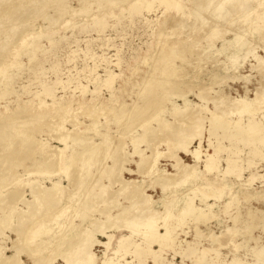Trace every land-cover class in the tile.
<instances>
[{
    "label": "rangeland",
    "instance_id": "374dc122",
    "mask_svg": "<svg viewBox=\"0 0 264 264\" xmlns=\"http://www.w3.org/2000/svg\"><path fill=\"white\" fill-rule=\"evenodd\" d=\"M11 1H14L13 4L15 3V0H11ZM88 1H90L92 4L90 7V11H91L90 17L87 15H84V14L80 15V16H79V14H77L79 17H77V15H75L71 20L69 18V16H67V14H66L65 16H63L64 18H62V20L60 21V22H62V21L63 22L59 28L56 27L53 29H49L47 24H46L47 21L44 20L45 13L46 14H52L53 13L52 9L50 10V8H44L45 11L43 10L44 11V14H43L42 11H39L41 8L37 9L40 6H38L35 9V7L37 5L33 6L34 4L32 5L33 7L30 6L31 4L28 6V8L31 7V10H33V11H31L32 14L30 13L31 16H30V14L28 15V13H27V15L24 14L25 15L24 17L22 15H21L22 17L15 15V16H13L14 18L20 17L19 20L15 18L16 23H15V19L13 21V17L10 19L15 24L13 23L11 25L10 24L11 21H9V23H8V22H4L3 19H0V72H1L2 67L6 66L4 72H6V74H7V77H6L4 75H1V73H0V122H6L5 120L9 116H11L13 113H15L17 111H20V119L21 120L24 118L25 119L30 118L31 121H29L27 124H25L26 125L25 128L24 127L22 128L21 126H20L21 128L17 127L18 128V129L16 128L17 130L14 128L15 133L17 131L19 133L25 132L24 134H26L27 136H30L31 139L35 138L37 140H41V139H47V137H49V135H47V134L50 130V127H47L45 125H49L50 123H52V120L54 119V115H55L53 112L56 111L55 113H57L58 110H56V109H58L60 105L64 106V104H66L65 102H67V105L69 103V106H70L69 109L70 110H66V114H65V112L64 113L62 112V111H64L63 109H62V111H60L61 110V107H60L59 111L62 115L60 113H57L55 115V117L58 114H59V116H57L58 119L57 118H55V119H57L58 121L53 120V122L57 121L59 123V119H60V122L61 123L63 122V126L65 127V129L73 130L72 125L68 122L69 119H70L69 121L73 120V121H78L79 124H80V122H81V124H84V125L78 126L79 127L78 131L80 130V128L84 129L85 126L88 127L87 125L90 124V122L93 123V120L96 118L95 114L98 113L96 115L98 117L95 120L97 122L98 121L99 122L96 123V125L94 127L92 124L93 130L95 131V129H96V130H98V132H101V134H103V135H104V133L106 134V132H108L110 134V136L113 137V141L111 143L113 146L110 144L112 147V150L114 149V147H115V149L117 147H118L117 149H120L121 148L120 146H122L123 150H122V148H121V150H118V152H121V151L122 152H121V154L116 155L117 149L114 150V152L113 151L111 152V150H110L111 148H110L109 152L106 151V154H104L105 155L104 158H102L104 155L102 156V154L101 155L99 154L101 156L100 157L98 155L99 160H101V159L103 160L106 157L107 158L105 159V161H102L101 164H99V162H95V163L93 162V164H95V165L93 166L91 164L92 166L89 168V170H88L89 172H87V174H86L89 176L84 175L85 174L84 171H85L86 167L81 162H79V163L76 162V165H74V166L78 169L75 168L76 170H74V171L71 170L72 172L69 173V175H72V176L76 175V174L77 175L80 174L79 176L76 175V177L77 178L79 177L78 178L79 180L84 179L83 181L85 182V184H87L89 182L93 183V178L95 179V176L97 174L96 178L102 179V182L106 186H108V185L111 186V187L108 186L111 191L109 189L107 190L104 188V195H105L104 202L100 199H99V201L95 202L98 199L94 198V206H96L98 210L97 209L94 210L93 209L94 206H91L94 211L93 210L91 211V208L86 210V211H88V214L90 213V215L93 216V219H95V218L98 219V222L99 221L102 222V221L106 220L107 217H106L105 213L107 212V209H109L108 214L110 213V215H114V214L119 212L118 208H121L122 206H126L128 204L130 205V201L128 200L127 194L125 192L130 190L131 188L129 189V187H128L127 188L128 190L125 189V191H123L124 189L121 190V188L119 187L120 185L118 183H116V184H115V182L112 183V179H114L115 177L107 178V176H105L106 174L101 175V173L98 176V173H96V171H95V174H93L94 170L97 168L96 165L98 167H101V166L106 167V165H108V164L110 165L111 161L108 157V155L110 153H111V155H113V156L115 155L116 157H118L119 155L121 156L122 154H124L123 155L124 157H125V154L127 155V157L123 158L122 166H124L125 168H131L132 170L136 171V173L133 175H128L127 173H125L123 171L122 176L125 179L135 178L138 181L143 180L142 184L145 182L143 184L144 186H147L149 183L148 181H150V183L148 185L149 187H148V189H146L148 195L151 197V199L153 201L152 204H150V208L155 209L156 211L160 212V211H163V209H164L163 208V204L165 203L164 201H168V200L173 201V199L175 197L176 198L179 197L180 199H183L186 197V195L195 196V199L198 198L200 191L193 190L194 193L192 192V190L189 191V187H190L189 184H185L183 186L170 185V186H172V187H170L171 189L168 188L165 190V192H163L162 190H160L161 188L159 186L158 187L156 186L157 184L155 182L159 180L158 177H155V176L150 177L148 175L144 176L145 173L142 174V172L141 173L137 172V168L135 167L134 162L138 161V159L140 157H142L143 155H147V156L150 155L151 152H154L152 149L155 150V153L156 152H162L165 150H166L165 152H167L168 149L165 145H162L161 140H162V138H164V136H163L164 133L161 134L159 132V128H158L159 126L157 125L158 124L157 122L152 120L151 124L149 126L152 128H148V127L145 128L144 125L141 126L139 124V122H141L142 119H146L145 117H143L141 119V121H137V120L134 121V123L136 122L135 124H137V125L133 126V124H132L133 122L131 121L132 123H130L128 121L129 118L127 117L128 115L126 112L128 111V114H129L130 111H133V107L135 105L140 104V102L142 103V100L143 101L145 100L144 96L149 100L148 102L151 104L150 110L151 111L157 110L156 105H158V103H160V101L158 100V99H160L162 102L164 100L163 106H165V108H166L164 110V112L161 113V117L164 121L171 122V121H173V117L172 116L170 117L169 114L171 115V112H172V110H171L172 104L175 103L177 105H181L183 102L177 96L172 95L173 93L174 94L178 93V91H179V93L185 94V96H186L185 99L189 100V102H190L189 105H193V104H194V106L198 105V107H200V108L202 106L208 105L207 108L212 109L213 105L210 104L211 103L210 100H208L209 102L207 104H205V100L200 101V99L195 96V93L198 92L197 90H199V88L202 87L201 85L208 86L211 84V92L209 91V95H208L210 98H212V97L216 98L217 97L216 94L219 95V93H221V92L222 93L220 95H222L223 97H226V96L229 97L230 96V98H232V97L237 98L238 96L242 97L243 95H245V93H247L246 96H248V98L254 97L253 96V93H255L254 89L256 87L258 88L260 86L261 83H259V82H261L264 78L263 77L264 76V71H263L264 66L262 64L258 63L257 61H254V58L252 59V57H253L252 54H254V53H257L259 56L264 55L262 46L258 43L260 41V39H264V17L261 18V16H264V3H263L264 0H260V2H259V0L258 1L257 0L256 1L255 0H252V1L247 0L246 4H247V6L249 5L248 6L249 8L246 9L247 7L245 6V9L248 12H246L245 9H243V10H245V12H243L242 8H238L237 11L239 10L240 12L235 11V15L233 14V16L230 17V19L229 18L227 20L225 19L226 21L222 20L223 23H222V21H217L216 18H214L215 20L214 19L212 20L209 16H206V14H203L202 11H204V8L201 6H199V7H201L202 9L199 7L197 8L195 6V4L193 3V1H195V0H191V1L185 0L184 11L183 12L182 11H177V12L175 11L176 13L172 9H169L171 11L168 10V12L166 11V13H165L164 11H162L164 9L163 5L158 6L157 2H153V1L149 0V5H147L148 3L144 2L143 4L140 5L139 13H134L133 15H131V13H130L131 10H128L126 3H124V4L120 3L119 5H112V7H110L111 4H109L110 5L109 6L108 3L105 4V3L101 2L100 0H93V1L88 0ZM234 1H235L234 2L235 4L232 3V5H234V6L236 5L235 8H237L239 3L237 4L236 2H238V1H236V0H234ZM65 2H67L73 8L78 7L77 0H74V1L73 0H66ZM0 3L4 5V2H0ZM96 3H98V4L100 3V4L97 5ZM248 3H250V4H248ZM23 4L25 5V7L28 5V3H26V2H23L22 5ZM49 4H51V3H49ZM190 4H191V6H190ZM106 5H107V7H106ZM41 6H44V5L41 4ZM100 6L102 7V9L100 11H97V9H98L97 7H100ZM261 6H262V8H261ZM104 7H105V9H104ZM149 7H150V9H148ZM94 9H95V11H94ZM195 9L196 10L199 9V10H197L198 12L202 10L201 12L203 14V18H205L210 23H212L211 25L213 27L215 25H217L216 29L214 28L215 29L214 31H216L219 28L220 30L218 29V31L220 32V34L223 33L222 35H220V37L222 36L221 38L217 39V37H215L212 41H211V39H209L211 41L210 42L208 40V38H210L208 36L209 35L208 32L213 31V29H211L212 26L211 27L208 26L210 28V31H208L209 28L204 27L205 23H204L203 28L199 29V30H201L200 32H198L199 30L198 31L194 30V27H192V30L190 28L189 29L185 28L186 30H189V31H187L189 39L186 37L189 42L186 41L187 39L185 38V33H184L185 29H183L181 27H178V28L175 27L173 29L172 28H170V29L166 28L165 22L170 24L172 21L175 20L176 17L178 19H181V21H185L187 26L189 25V23H191V24L194 23L193 20L195 17L190 18V16H192L193 14L195 16ZM259 9H260V12H259ZM261 9H262V11H261ZM33 12L35 13L34 15H33ZM201 12H199V13H201ZM249 12H250V14H249ZM96 13H97V15H96ZM110 13H112V14H110ZM241 13H243V14H241ZM259 13H263V14H259ZM91 14H92V16H91ZM182 14H184V17ZM160 15H161V17H160ZM207 15H208V13H207ZM83 16H84V18H83ZM85 16H87V17H85ZM248 16H250V17H248ZM254 16H255V19H254ZM95 17H97V18L99 17L102 20L101 21H95V19H93ZM69 19H70V21H69ZM21 20H23V21H21ZM212 21H216L215 22L216 24ZM231 21H233V22H231ZM236 21L240 22V23L237 24ZM251 21L257 22V25L259 27L253 33H252L251 29L250 30L248 29V28H251L253 26V24L255 23V22H253L252 25L249 24ZM229 22L231 23L230 25H229ZM21 23H22V25H19ZM103 23H104V26L102 25ZM235 23H236V25H235ZM246 23L249 24L250 27ZM233 25H234V27H233ZM29 26H31V28ZM154 26H155V28H154ZM240 26L241 27L244 26V27L242 29L240 28V30H239L238 27H240ZM245 27L248 29L249 33L251 32L250 34L246 33L247 30ZM179 28H181V29H179ZM171 29L173 30V32ZM203 29L207 30V31H204ZM222 29H224L226 32L223 31ZM193 30L198 32L197 35H195L196 34L195 32L192 33ZM235 30L240 31V32L242 31L241 34L245 37L248 36L247 37L248 39L243 37V39L245 38L244 41L247 40V41H245L246 43L250 41L249 39H251V42L247 43L248 45L245 43L246 45L244 48L246 50L251 48L252 50L250 49L251 52L249 51L250 53L246 56V58L244 60H243V57L241 59L239 58L240 60H238V61L241 63V66L239 65L240 67L239 66L236 67L237 62L234 64V66L229 61L226 62V59L224 58L225 53L223 50H221L222 40L225 38H231L232 37L231 32H234ZM202 31H204L205 33L203 32L204 33L203 34ZM218 31H217V33H218ZM189 32H191L192 35ZM228 32H230V33H228ZM162 35L165 37H163ZM193 35H195L198 38H200L202 35H204L201 37L204 40H202L201 38H200L201 40H199L195 36L192 37ZM24 38H26L24 44L20 45L21 40ZM160 38L163 40H161ZM165 38H167V39H165ZM191 38L193 40L197 39V41L192 42ZM178 40H179V42H177ZM180 40L181 41L183 40L182 45L180 43L181 42ZM206 40H207V42H206ZM215 40H216V42H215ZM7 41H10V42H7ZM51 41H53L54 43H51ZM164 41H165V43H164ZM252 41H254V42H252ZM175 42H177V43L174 44ZM183 42H185V43H183ZM196 42L198 44L197 46H196ZM208 42H210L209 46H210V48H212V49H210L211 52L208 51L209 46L207 49V43ZM254 43H258L257 46L258 45L259 46L257 47L256 44L254 45ZM28 44H32V45H28ZM186 44H188V45H186ZM163 46H165V47L163 48ZM247 46H248V49H247ZM249 46H251V47H249ZM177 47L179 48V50H178L179 53L176 52L178 49ZM193 49H195V50H193ZM240 49H241V47H240ZM246 50H244V52H246ZM257 50H259V51H257ZM156 51H158V52L160 51V52L158 53ZM173 51H175V53H177V55ZM166 52L168 53V55H170L171 54L170 52H172L175 54V56H171V55L168 56ZM240 52L241 51H239L238 54H240ZM13 53L15 54L14 56L12 55ZM165 53H166V55H165ZM217 53L220 55H218ZM153 55H154V57H153ZM163 55H165V60L162 57ZM207 55H210V56H207ZM166 56H167V60H166ZM196 56H197V58H196ZM142 57H144V58H142ZM248 57H249V60H248ZM147 59H148V61H147ZM117 60H119V66H115V63L117 62ZM160 60H162V62ZM241 60H243V61H241ZM168 61H169V64H168ZM256 62L258 64H256ZM158 63H159V66H158ZM225 63H226V65H225ZM250 65H251V67H250ZM262 66H263V68H262ZM256 67H258V69ZM259 67H260V69H259ZM227 68H229V70H227ZM235 68H236V70H234ZM250 68L253 70H250ZM161 69L167 70L168 73L165 71L161 75V73L163 71ZM154 70H156V71H154ZM174 70H177V72L174 73L173 72ZM225 70H226V72H225ZM259 70L263 71L261 73V75L263 74V76L260 75ZM133 71H134V73H133ZM178 71H179V74H177ZM109 72L117 75L115 77L114 81L112 80L113 95L110 94L111 91L108 88H106L104 85V80L107 78V75ZM171 72H172V74H171ZM236 72H238V73L236 74ZM133 74H134V76H133ZM165 74L167 75V77ZM169 74L173 75V76L170 77ZM232 74H233V76H231ZM247 74L250 76V78L248 77ZM216 75H219V78L216 79ZM220 75H221V77L223 76L221 79H220ZM228 75L230 76V78L228 77V79L226 81V78ZM244 75H246V76H244ZM162 76H163V78H161ZM238 76L244 77L245 79L241 78V77L237 78ZM159 77L161 79L165 78L166 79V80L164 79L165 81L171 82V84L169 86L171 87L172 90H176L177 92L169 91L170 87L168 85H166V86L168 87L169 90L167 89L166 86H164L165 90H164L163 86H161V88H160V84L156 83V81L158 82V80H160V79H158ZM178 77L180 80L178 79ZM210 77H212V78H210ZM231 77L235 81L231 82V80H232ZM251 77H253V78H251ZM260 77H261V79H260ZM153 79H155V80H153ZM220 80L223 82L221 83ZM243 80H247V81H243ZM56 81H58L59 83L61 82L63 85L61 86L60 84H57ZM151 82H152L153 86H152ZM172 82H173V84H172ZM154 83L157 84L156 85L157 87L155 86ZM150 85L152 86V88H154V92L148 98V96L145 95L146 94L145 92H147V89L150 90V88H151ZM45 86H48V87L53 89V94L56 96V98L58 100L57 103H55V104L51 103V99L48 97L35 96V95L41 93L43 87H45ZM76 86H80V87L83 86L87 92L82 95L80 93V90L78 88H75ZM246 86H247V88H246ZM160 91L161 92L163 91V92L161 93ZM236 91H237V93H236ZM161 94H162V96H161ZM163 94H166V95H164V97H163ZM225 94H226V96H225ZM139 97L142 99H140ZM151 97H153V99ZM154 97H155V99H154ZM162 97L164 98L163 100H162ZM39 99H40V101H39ZM42 101H44V102H42ZM80 102H82L84 105H78V103L80 104ZM123 103H125V104L123 105ZM92 104H94V105H92ZM119 104L120 105L122 104L124 106L123 107L121 105L122 110H120V109L118 110V107H120ZM126 104L128 105L127 107H126ZM132 104H133V106L131 107ZM203 104H205V105H203ZM115 105L116 106L118 105V106L116 107ZM47 106H48V108H47ZM80 106H82V107L86 106L87 110L84 108L82 109ZM112 106H113V108L114 107H116V108L113 109ZM92 107H93V110L91 111ZM108 107H109V109L107 110ZM23 108H24V111H23ZM46 109H47V112H45ZM49 109H50V112H48ZM53 109H54V111H53ZM88 109H90V110L88 111ZM72 110L75 112H73ZM76 110H77V112H76ZM109 110L110 111L112 110V111L110 112ZM22 111L24 113H22ZM38 112L40 113L39 115H41L42 112L47 113V114L44 113L45 115H47V117H45V115L42 113L43 115H41V117H38L37 119H35ZM204 113H205V111H204ZM60 115H61V117H60ZM92 115H93V117H92ZM257 115L258 114H255L254 116H257ZM42 116H44L43 117V119L45 118L44 120H42ZM49 116L52 117V120H51V117L48 118ZM64 116L66 118L68 117L67 121H66V119H63ZM116 116H118V119L120 117L119 122H121V119L123 118L122 119L123 126H124V122L126 124L123 127V129L125 127H127L124 129L126 131H124L122 129V125H121L122 123H120V124L118 123L116 126V121H115ZM31 117H33L34 119L33 118L31 119ZM125 117L128 118L126 120L127 122L125 121ZM146 117H148V116H146ZM40 118H41L42 122L37 121ZM149 118H147V119H149ZM171 118H172V120H171ZM3 119H4V121H3ZM62 119L64 121H62ZM46 120L47 121L50 120L49 123ZM144 121L145 120H143V122ZM33 122H35V123H33ZM43 122H46L48 124L44 123V126H42ZM143 122H141V124H143ZM128 123H130L129 126L131 127L129 129L127 126ZM49 126H51V124ZM92 127L90 126V128H88V130L86 131L89 133H86V132L85 133L87 136L91 137L92 141L98 142L101 140L100 139L101 137L94 134L96 132H94L91 129ZM22 129H24L25 131ZM90 129L92 130V132ZM127 129L128 130L132 129V130L130 132ZM114 130H118V131H114ZM119 130H121V131H119ZM145 130L147 131V134H149L151 136H149L150 138L147 137V141H142L139 144L138 141L140 140V137L142 139L147 135V134H144V133H146ZM148 130L151 131L152 134H151V132L149 133ZM110 132L111 133L113 132V133L111 134ZM123 132H124V134H123ZM156 133H157V135H156ZM142 135H143V137H142ZM160 137H162V138L160 139ZM145 138H144V140H145ZM148 138H149L150 142H149ZM158 138H159V140H158ZM119 139H120V141H119ZM122 139H123V141H122ZM214 141L215 140L212 139V143ZM128 142H130V143H128ZM132 142H133V144H132ZM143 142L145 143L144 145H143ZM160 142H161V144H158ZM222 142H223V144H226L229 147L234 146V147H232V149L234 151H232L231 153H233L234 159L235 160L237 159V163L239 166L238 169L243 167V170H242L241 175L239 177L236 176L235 174H228V175L225 174V176L220 175L221 174L220 171L223 170V168L225 167V164H226L224 159L227 157V152H221L218 155V158H220L219 167H218L220 169V171L217 170V171H214L212 173H207V174L204 172L203 163L201 161L203 160V158L205 157L206 154H210L213 152V149L211 147L207 146L208 142L206 141V134L205 133L203 134V137H202V143H201V148H200L202 159L199 161V163L195 164L196 162L194 161V159L192 158V156L190 154H183L181 152H178V155H179L180 162L183 165H190V166L194 165L195 166L194 169H196L198 171L196 173L199 176L198 178L194 179V182L196 184H200V183H208L209 185L212 183H222V184L228 183L229 184L228 189L226 188L223 190V192L220 195V198L217 201V203L213 207H211V210L216 214V218H213L211 221H208V223H207L211 232H213L217 235H220V237L218 239L220 241L219 243H222L224 246L219 248V250H221V252L225 254V251L230 250V249L234 250V253H235L236 248H234V244L237 242H240L242 239L241 238L242 236L239 237V235L237 236V234H231V235H229V237H228V235L222 236L225 233L221 232L222 234H220V231L222 229H224V225L228 226L227 221L228 220L230 221V219H229L230 216L234 215L236 213L237 207H239V208L241 207V211L243 214L245 213V210L247 207L253 208L252 209L253 212H254L255 208L261 209L260 211H264V192H263L264 191V159L262 161H259V158L257 159V158L252 157V155L249 152L251 150V146H249V145H244L243 143L238 142V141L223 140ZM147 143H148V145H146ZM21 145H22V139L20 137L16 136L14 138L13 142L10 144L9 149L12 151L13 149L19 148ZM50 145L51 146H59V147L63 148V146L60 145L55 140L51 141ZM69 145L70 146H69V149L66 151V154H71L72 151L76 150L78 147H81V143H75L74 144L72 142L71 143L69 142ZM148 146H150V147H148ZM196 146H198V141H194L190 145V149H194ZM135 147L143 150L142 154L141 155L138 154L139 156L135 154L137 157L135 155L130 156L129 153H132L133 149ZM106 150H107V146H106ZM107 153H109V154H107ZM8 155H4V156L7 157ZM10 156H11V154H10ZM30 156H32L31 159H28ZM123 156H121V157H123ZM165 156L166 157H162V158L160 157L159 158L157 165L159 166V168L164 170L165 175H172L173 174V179H174L177 176L178 169L173 168V164H175V163L171 158H169L168 154ZM22 157H23V160H22L23 161V167L24 166L29 167L31 165L33 167L35 165L36 161L40 160V158L38 157L37 151L35 150V152H34V149H33V151L28 149ZM20 159H21V157L15 159L14 163L11 165V169H10L11 171L6 173V174H8L7 176H9V174H11L12 172L13 173L17 172L16 176H18V178H15L16 180H14V181H13V179H11V177L9 179L6 178L4 184L7 183V186H6V189L3 188L4 190L3 189L2 190L4 191V193H6L7 191L12 190L15 187L20 188V189L22 188V190L24 191V193H23L24 198H25L24 200L30 201V200H32V196L29 193L30 187L28 186L29 183L27 181L29 179H30V181H33L35 178L38 181H42L43 185L49 186L50 179H48L47 177H36L34 175H30V176L25 175L26 173H24L23 167L21 168V167H14L13 166V165H16L17 161H19ZM107 159H109V160H107ZM126 160H130L131 162L126 161ZM132 160L134 162H132ZM249 160H252V162H256V164L249 165L248 164ZM33 162H35V163H33ZM99 165H101V166H99ZM82 166H84V168ZM49 169L53 172L52 175H55L54 178L52 177V179L56 180V179L60 178L62 186L65 187V191L67 190L66 192H68V194H69V192L75 193L77 191V193H79L80 191H82V192H80V194H78V195L76 194V195L79 198H82L80 195H83V197H84V195H86L85 189L83 190V188H79L80 190L78 188L76 190H74L71 186L70 187L72 189L69 187L68 182L65 178V173H63L62 168L59 167L58 171H54L56 168L50 166ZM59 169H60V171H59ZM79 170H81V172H79ZM75 171H78V173L77 172L75 173ZM251 173H253L255 175L257 174V177L250 184H248L246 182V180L249 178V175ZM80 176H82V177L80 178ZM84 176H86V179L84 178ZM91 179H92V182H91ZM175 179H176V181L178 180V178H175ZM175 179L173 180L174 182H175ZM218 179H220V180H218ZM168 180H169V178H168ZM168 180H167V183L170 182V184H171L172 179L169 180V182H168ZM107 181H108V183H106ZM109 181L111 182L110 184H109ZM23 183H24L25 187H24ZM18 185H20V187ZM151 186H152V188H151ZM88 187L89 186L87 185L86 189H88ZM98 187H100V185L99 186L95 185L92 188L91 187L90 188L94 189V190H92V192L94 191V193L97 192L96 194H98L101 190V189H98ZM119 189H120V191H119ZM121 191H123V192H121ZM206 191H209V190L208 189H202V192L207 193ZM232 191H234V192H232ZM124 193L126 195H124ZM65 195L68 196L67 193ZM65 195H63V194L60 195V196H63V197H61V200H64V198L66 197ZM246 195L247 196L250 195L251 198L249 197L250 198L249 201L247 199L244 200L245 197H247ZM123 196H125V198ZM58 197H59V195H58ZM112 197L114 200H112ZM163 198H164V200H163ZM74 200H75V198H74ZM101 201L103 202L104 205L102 204ZM112 201H113V203H112ZM156 201H158V202H156ZM209 201H210L209 203L212 204L213 199H211ZM62 202L56 207L58 208L60 205L67 203L68 198H65V202H63V203ZM69 202H74V201L69 200ZM69 202L67 204L71 205L72 203L70 204ZM75 202H78V201H75ZM105 203H106V205H105ZM109 204H110V206H109ZM226 204L228 207H226ZM92 205H93V203H92ZM111 205L113 206L112 208H111ZM72 207L76 208L74 205ZM102 207H103V209H102L103 211L101 210ZM15 209L16 210L19 209L20 212L21 211L23 212L25 210V214H27L26 209H28V206L24 205V203H19V205L17 204ZM38 209H39V206H38ZM96 211H99V213L98 212L96 213ZM100 211L103 212L105 215H103L101 217L99 215L101 213ZM14 213H16L15 210H14ZM256 213H257V211H256ZM45 214H47V213H45ZM5 219H8V220L10 219L9 221L6 220L7 222H9L8 226L9 225L15 226L16 225L15 223H17V225H18V221H17L16 217H14L13 214L7 215ZM243 219H246L245 216H243ZM62 221H64V220L60 219L58 222L60 223ZM80 221L81 220L78 219L76 216H75V218H73V221H72V224H74V223L80 224L81 229L80 228L77 229L79 232H80V230L87 228L84 226L85 224L87 225V223H85V222L80 223ZM218 221L219 222L224 221V223L219 224ZM29 222H31V221H29ZM170 222L173 223V221H170ZM33 223H34V220L30 224H27L28 229L29 228H30V230L33 229V227H34V226L32 227ZM88 223H89V221H88ZM242 224L243 225H241L239 227V229H240V233L244 234V231H246L245 230L246 227L244 228L242 226H245L246 224L244 222ZM58 226H60V225H57V227ZM195 226H196L195 224L193 226L191 223L188 222L184 226H182L181 229L180 228L176 229V232H178L177 234H182V232H181L182 230L188 231L189 234L187 236V240H192L193 237H195V231H194ZM205 226H206L205 224H203V225L200 224L198 226L199 231H201V232L203 231L202 234L203 233L204 234L201 235V237L198 236V239H197V237H196V239L194 238L196 241L198 240V243H199V245H197L198 248L200 246H201V248H202V246L209 247L210 242H212V241H210L211 239H209V237H208L210 235H209L208 230L206 229ZM229 226H231V225H229ZM69 227H71V226H69ZM82 227H85V228H82ZM259 227L253 232L254 235L259 234L260 236H264V233L261 229V226H259ZM73 228H74V226H73ZM123 228H126V227H123ZM123 228L119 229V230H113L112 229L113 231L110 230V231H112L111 233L113 234V238L111 240V244H110L109 248L119 249L120 247H123V248L126 247V249L128 250V252L126 251L125 254L121 252L117 256L115 255L114 259L119 263H124V261H125V262H130V264H153V261L148 256H145L143 259L142 258L135 259L133 257L134 254H131L134 251V248L132 246L129 247L128 243H126V242L121 241V243H119L120 237L122 235H129V233H130V230L123 229ZM69 230L71 231V233L73 235H75V233H74L75 230H72V228H69ZM79 232L77 233V235L79 234ZM161 232H163L162 229H161ZM2 234H3V236H0V245L5 247V248H9V249L12 246V242L10 239L15 240V239H17V237H20V239H23V242L17 241V244L22 245L24 243V240H26V238H27V233L22 232L20 235L17 236L15 233H12L11 230L7 229V228L3 230ZM80 234H83V232L82 233L80 232ZM80 234H79V236H81ZM6 235H7V237H6ZM63 237L64 236H62V238ZM182 237H184V236H179V238H182ZM66 238L64 237V239H66ZM77 238H78V236H77ZM94 238L98 239L101 242H107V239H105L101 235H96ZM132 238L135 241H139V242L141 240L140 236L134 235V236H132ZM43 239L46 241L45 238H43ZM64 239H62V240H64ZM230 239H232V240H230ZM49 241H51V240H49ZM49 241L47 240V242H49ZM46 243L43 244L45 247L48 246V245H46ZM59 243H62V241ZM200 243H201V245H200ZM39 244L40 243L36 242V243H33L32 245H30L28 247L27 242H25L22 246H26L29 249L33 248V246H34V248L31 249V252L28 250L29 251L28 253L32 254L31 256L34 255L35 258H36V256H37V258H39L40 255H38V254L36 255L35 253H32L33 251H36V247ZM53 244H55V243H53ZM64 244H65V242H64ZM97 244L98 243H95L91 249H92V252L94 253V257H97L95 264H102V262L104 261V256H103L104 255V248H103L104 246H101V244H98V245ZM56 245H60V244L56 243L54 246H56ZM60 246H59V249L57 248L58 246H56L55 247L56 250L53 249V252L51 250H49V248L45 249L42 252V254L45 255L46 257L47 256L49 257V255L51 257L56 256L53 260V262L55 264H65L63 262V259L60 257L61 256L60 254L64 253V251H66V249H68L66 247V246H68V244L65 245L66 249H65V247H63L64 246L63 243ZM72 246L73 245H71L70 247H72ZM144 246L145 245L143 244V248H144ZM27 248H25L26 251H27ZM154 248L157 249L156 246H154ZM63 249H64V251H62ZM111 249H109V250H111ZM237 252L239 254H244V253H247V250H246V248H241ZM106 253H107V255L108 254L110 255L111 251H108ZM10 254H11V250L7 249L5 251V255L8 257ZM26 255H27V253L26 254L24 253L20 256V259L22 260L21 261L22 264H32V260H35V259H32L34 256L31 258V257H29L30 256L29 254H28V256H26ZM43 255L40 257H43ZM170 257L171 256H168L166 258L169 259ZM30 258H31V260H30L31 262L28 260ZM61 259H62V261H61ZM175 260L178 264L181 261V259H179L178 257H176ZM185 264H191V262L188 260V258H186Z\"/></svg>",
    "mask_w": 264,
    "mask_h": 264
},
{
    "label": "bare ground",
    "instance_id": "6f19581e",
    "mask_svg": "<svg viewBox=\"0 0 264 264\" xmlns=\"http://www.w3.org/2000/svg\"><path fill=\"white\" fill-rule=\"evenodd\" d=\"M65 1L66 0H38V1L37 0H15V3L16 2L17 3L13 4L14 1H11V0H0V2H4V5L0 3V19H3L4 22L9 23V21H11L10 19L15 15H18V16L22 15L23 17L25 16L24 14L27 15V13L29 15L31 13V11H33V10H31V7H33L35 5H37L35 7V9L38 6H40L37 9L41 8L39 11H42L43 14L45 11L44 8H50V10L51 9L53 10L52 14H46L45 13V15H44V20L47 21L46 24H47L49 29H53L56 27L59 28L63 22V21L62 22H60V21L62 20V18H64L63 16H65L66 14H67V16H69V18L71 20L77 14H79V16L84 14V15H87L90 17V12H91L90 7L92 5L90 1H88V0H77V5H78L77 8H73L72 6H70ZM100 1L105 3V4L108 3V5L111 4V6L109 5L110 7H112V5H119L120 3H123V4L126 3L128 10H131L130 11L131 15H133L134 13H139L140 5L143 4L144 2L148 3L147 5H149V0H100ZM150 1L157 2L158 6L163 5L164 9L162 11H164L165 13H166V11L168 12L169 9H172L174 12L175 11L176 12L177 11L183 12L185 9V4H184L185 0H150ZM236 1H238V2H236L237 4L239 3L237 8H235L236 5L235 6L232 5V3L235 2L234 0L233 1L232 0H195V1H193V3L195 4V6L197 8L199 6L203 7L204 11L201 10L203 12V14H206V16H209L212 20L214 18H216L217 21H222L225 19L227 20L228 18L230 19V17H232L233 14L235 15V11H237L238 8H242V10L245 9V6L247 7L246 9L249 8L248 7L249 5L247 6V4H246L247 0H236ZM250 1H252V0H250ZM23 2L28 3V5L25 7L24 4L22 5ZM259 2H260V0H259ZM49 3H51V4H49ZM41 4L44 6H41ZM96 4L99 5L100 3L99 4L96 3ZM248 4H250V3H248ZM29 5L31 6L30 8H28ZM190 6H191V4H190ZM106 7H107V5H106ZM201 7H199V8H201ZM97 8H98L97 11H100L102 9L101 6L97 7ZM261 8H262V6H261ZM95 9H94V11H95ZM104 9H105V7H104ZM148 9H150V7ZM197 10H199V9H197ZM197 10L195 9V16H194V14L192 16H190V18L195 17L194 20L192 19L194 21V23L191 24L187 21L189 23V25L187 26L185 21H181V19H178L176 17L177 19L175 18L174 21H172V22L170 21L171 22V23L169 22L170 24L165 22L166 28H168V29L172 28L173 29L175 27H177V28L181 27L183 29H185V28L189 29L190 28L192 30V27H194V30L198 31L199 29L203 28L204 23H205L204 27H206V28H209L208 26L211 27L212 23H210L208 20L203 18L202 12L199 11V12H201V13H199ZM245 10H243V12H245ZM169 11H171V10H169ZM261 11H262V9H261ZM246 12H248V11L246 10ZM259 12H260V9H259ZM207 13H208V15H207ZM31 14H30V16H31ZM34 14L35 13L33 12V15ZM110 14H112V13H110ZM241 14H243V13H241ZM249 14H250V12H249ZM259 14H263V13H259ZM96 15H97V13H96ZM182 15L184 17V14H182ZM79 16L77 15V17H79ZM87 16H85V17H87ZM91 16H92V14H91ZM160 17H161V15H160ZM248 17H250V16H248ZM263 17L264 16H261V18H263ZM15 18L13 17V21ZM19 18L20 17H17L16 19L19 20ZM83 18H84V16H83ZM16 19H15V23H16ZM70 19H69V21H70ZM93 19H95V21H101L102 20L99 17L98 18L95 17ZM254 19H255V16H254ZM21 21H23V20H21ZM212 22L215 23L216 21H212ZM231 22H233V21H231ZM251 22L249 24L252 25L253 22H255V21H253L252 23ZM13 23L14 22H12V21L10 22L11 25ZM222 23H223V21H222ZM238 23H240V22H237V24ZM230 24L231 23L229 22V25ZM249 24H247V25L249 26ZM19 25H22V23ZM102 25L104 26V23ZM235 25H236V23H235ZM216 26L217 25H215L214 27L212 26L211 29H213V31H210V28H209V30H208V31H210V32H208L209 35L206 33L210 37V38H208V40L211 39V41H212L215 37H217V39L222 37V36L220 37V35H222L223 33L220 34V32L218 31L219 28L216 31H214L216 29ZM29 27L31 28V26H29ZM233 27H234V25H233ZM243 27L240 26V27H238V29L240 30V28L242 29ZM154 28H155V26H154ZM181 28H179V29H181ZM258 28L259 27L257 25V22H255L253 24V26L251 28H248V29L249 30L251 29V31L253 33ZM248 29L246 28V30H247L246 33H249ZM185 30H184L185 38L187 37L189 39L188 32H187L189 30H186V31ZM194 30L192 33L195 32L196 33L195 35H197V33L201 31V30H199L198 32H196ZM222 30L225 31L224 29H222ZM204 31H207V30H204ZM204 31H202V33ZM217 31H218V33H217ZM172 32H173V30H172ZM241 32L236 31V30L234 32H231L232 37L223 39L222 40V46H221V50H223L225 53L224 58L226 59V62L229 61L230 63H232L233 66L237 62L236 67L239 65L241 66V63L238 60H240L242 57L244 60L246 58V56L251 52L250 51L251 48L248 49V46H247L248 50H246L244 48L247 43L251 42V39H249L250 41L248 40L249 42L246 43L245 41H247V40L244 41V39L245 38L248 39L247 38L248 36L247 35H246L247 37L243 36L241 34ZM189 33H191V32H189ZM192 33H191V35H192ZM228 33H230V32H228ZM195 35H193L192 37H194ZM202 36H204V35H202ZM163 37H165V36H163ZM243 37H245V38L243 39ZM196 38H198V37H196ZM200 38H198V39L204 40L203 38H201V39ZM165 39H167V38H165ZM188 39L186 41H188ZM25 40H26V38L22 39L20 42V45H23ZM161 40H163V39H161ZM216 40H215V42H216ZM182 41L180 42L181 45H182ZM193 41H197V39L196 40L192 39V42ZM7 42H10V41H7ZM177 42H179V40ZM177 42H175L174 44H176ZM206 42H207V40H206ZM210 42L207 43V49H208V46L210 45ZM252 42H254V41H252ZM51 43H54V42L51 41ZM164 43H165V41H164ZM183 43H185V42H183ZM258 43L262 46L263 53H264V39H260V41ZM258 43H254V45L256 44V46H257ZM28 45H32V44H28ZM186 45H188V44H186ZM197 45L198 44L196 42V46ZM165 46H163V48ZM240 47H241V49H240ZM249 47H251V46H249ZM210 49H212V48H210V46H209L208 51H210ZM178 50H179V48L177 49L176 52H178ZM193 50H195V49H193ZM244 50H246V52H244ZM239 51H241L242 53L240 52V54H238ZM257 51H259V50H257ZM156 52H158V51H156ZM173 52L175 53V51H173ZM14 53L12 54L13 56L15 55ZM166 53H165V55H166ZM170 53H171L170 54L171 56H175V54L177 55V53H175V54L172 52H170ZM165 55L162 56L164 60H165ZM167 55H168V53H167ZM170 55H168V56H170ZM218 55H220V54H218ZM207 56H210V55H207ZM252 56H253L252 59L254 58V61H257L258 63H260L264 66V55L259 56L257 53H254V54H252ZM153 57H154V55H153ZM249 57H248V60H249ZM142 58H144V57H142ZM196 58H197V56H196ZM166 60H167V56H166ZM243 60H241V61H243ZM147 61H148V59H147ZM160 61L162 62V60H160ZM169 61H168V64H169ZM257 62H256V64H258ZM225 65H226V63H225ZM115 66H119V60H117V62L115 63ZM158 66H159V63H158ZM263 66H262V68H263ZM5 67L6 66L2 67L0 73H1V75H4L7 77L6 72H4ZM250 67H251V65H250ZM256 68L258 69V67H256ZM259 69H260V67H259ZM161 70H163V69H161ZM177 70H174L173 72L175 73V72H177ZM227 70H229V68H227ZM234 70H236V68ZM250 70H253V69L250 68ZM154 71H156V70H154ZM165 71L168 73L167 70H163L161 75ZM263 71L259 70L260 75ZM225 72H226V70H225ZM133 73H134V71H133ZM237 73L238 72H236V74ZM171 74H172V72H171ZM177 74H179V71ZM167 75H166V77H167ZM116 76L117 75L109 72L107 75V78L104 80V85L106 88H108L111 91L110 92L111 95H113L112 80L114 81ZM133 76H134V74H133ZM163 76L161 78H163ZM172 76L173 75H170V77H172ZM231 76H233V74ZM244 76H246V75H244ZM261 76H263V74ZM222 77L220 75V79ZM228 77L230 78V76L228 75L226 78V81H227ZM240 77L238 76L237 78H240ZM248 77L250 78L249 75H248ZM161 78L159 77L158 79H160V80H158V82L156 81V83L160 84V88H161V86H163V88L165 90L164 86H166V85L169 86L171 84V82L165 81L166 80L165 78H164L165 80L161 79ZM210 78H212V77H210ZM217 78H219V75H216V79ZM241 78H244V77H241ZM251 78H253V77H251ZM178 79H179V77H178ZM231 79H232V77H231ZM260 79H261V77H260ZM153 80H155V79H153ZM263 80H264V78H263ZM263 80L261 82H259V83H261L260 86L258 88L256 87L254 89L255 93H253L254 97H252V98H248V96H246L247 93H245V95H243L242 97L238 96L237 98H234V97L230 98V96L227 97L226 94H225L226 97H223L222 95H220L222 92L219 93V95L216 94L217 95V97L215 96L216 98H214L212 96H211L212 98H210L208 95H209V91L211 92V84L208 86L201 85L202 87L199 88V90H197L198 92L196 91L197 93H195V96L197 98H199L200 101L205 100V104H207L209 102L208 100H210V102H211L210 104L213 105L212 109L207 108L208 105L206 106L205 104H203L205 106H202L201 108L198 107V105L197 106H194V104L189 105L190 102H189V100L185 99L186 96L184 93H179V91L176 94L173 93L172 95L177 96L183 102L181 105H177L175 103L172 104V109H171L172 112H171V115L169 114L170 117L171 116L173 117V121H171V122L164 121L161 117V113H163L164 110L166 109L165 106H163V103H164L163 97L166 94H163V97H162L163 102L160 99H158L160 101V103H158V105H156L157 110H154V111L150 110L151 104L148 102L149 100L145 96H144L145 100L144 101L142 100V103L140 102V104L135 105L133 107V111L129 112V114L132 112L130 115L128 114V111L126 110L127 111L126 113L128 115V116L127 115L126 116L129 118L128 121L130 123L133 122L132 123L133 126L137 125V124H135L136 122L134 123V121H136V120L141 121V119L143 117H145L146 119L150 117L147 120L142 119L141 122H143V120H145L143 122V124H141V122H139V124L141 126L144 125L145 128L146 127L152 128V127H149L152 120L157 122L158 123L157 125L159 126L158 127L159 132L161 134L164 133L163 134L164 138L160 137V139L162 138V140H161L162 145H165L168 149L167 152H165L166 151L165 150V151L156 152V153H155V150L152 149L154 152H151L150 155H148V156L143 155L136 162H134L132 160V162H134V164H135V167L137 168V172H140V173L142 172V174L145 173L144 176L148 175L150 177H152V176L158 177L159 180L157 179L158 181H156L155 183L157 184L156 186L157 187L159 186L161 188L160 190H162L163 192H165V190L168 188L171 189L170 187H172V186H170V185L183 186L185 184H189L190 185L189 191L192 190V192H193V190H198V191H200V194L198 195V198H196V199H195V196L186 195V197L183 199H180L179 197H177V198L175 197L173 199V201H170V200L164 201L165 203L163 204V208H164L163 211H160V212L156 211L155 209L150 208V204H152L153 201L146 191V189H148V187H149L148 185H149L150 181H148L149 183L147 186H144L143 184L145 182L142 184L143 180L138 181L135 178L125 179L122 176L123 171L125 173H127L128 175H133L136 173V171L132 170L131 168H125L124 166H122L123 158L127 157V155L125 154V157H124L123 156L124 154H122L121 156H123V157H121L120 155H119L120 157L119 156L116 157L115 155L114 156L111 155V153L110 154L107 153V154H109L108 157L111 161V163L109 162L110 165L108 164V165H106V167L101 166V165H99L101 167H98L96 165L97 168L94 170L93 174H95V171H96V173H98V176L101 173V175L106 174L105 176H107V178L115 177L114 179H112V183L113 182H115V184L118 183L120 185V186L119 185L118 186L121 188V190L124 189L123 191H125V189H127L128 187H129V189L131 188L130 189L131 191L127 189L128 191L125 192L127 194L128 200L130 201V205L128 204L126 206H122L121 208H118L119 212L114 214V215H110V213L108 214L109 209H107V212L105 213L107 218L105 217L106 220L102 221V222L101 221L98 222V219H96V218L93 219V216H91L90 213L88 214V211H86V210H88L90 208H91V211L93 209L96 210L97 207L94 206V198L98 199L95 202L99 201V199L104 202V197H105L104 188L108 190L109 187H111V186L110 185H108L109 187L106 186L102 182V179L96 178L97 174L95 176V179L93 178V183L89 182L87 184H85V182L83 181L84 179L79 180L78 179L79 177L78 178L76 177L77 174L73 175V176L69 175V173L72 172L71 170L74 171V170L78 169L74 166V165H76V162H78V163L81 162L83 165H85V167L87 169L85 168V171H84L85 174L84 175H86L87 172H89L88 171L89 168L92 165L93 166L95 165V164H93V162L94 163L99 162V164H101L102 161H105V159L107 158L106 157L103 160L102 159L99 160V158H98L99 154L100 155L102 154V156H103L104 154H106V151L109 152L110 148H111L110 149L111 152L112 151L114 152V150H116L118 148L117 147L115 149V147H114V149L112 150V147H111L112 144L111 143L113 141V137H111L108 132H106V134L104 133V135H103V134H101V132H98V130H96V129H95V131L93 130V127L96 125V123L99 122V121L97 122L95 120L98 117V116H96L98 113L95 114L96 118L93 120V123L89 121L90 124L87 125L88 127L85 126L84 129L80 128L81 131L80 130L78 131V129H79L78 126L84 125V124H81V122L79 124L78 121H73V120L69 121L70 119L68 120V122L72 125L73 130L65 129V127L63 126V122L61 123L60 119H59V123L57 122L58 121L57 116H59V114L55 117V115L57 113H60V111H62V109L64 110L62 112L63 113L65 112V114H66V110H70L69 109L70 108L69 103L67 105V102H65L66 104H64V106L63 105L59 106V108L61 107L60 111H59V108L56 109L59 112L58 111H57V113H55L56 111L53 112L55 114L53 120H57V121L53 122V120H52L53 116L52 115H51L52 117L51 116L48 117V118L51 117V120H52V123H50L51 126H49L50 124L45 125L47 127H50L48 134L46 133L47 135H49V137H47V139H41V140H37L35 138L31 139L30 136H27L26 134H24L25 132L19 133L17 131L15 133V129L17 127L21 126L22 128L23 127L25 128V126H26L25 124H27L29 121H31L30 118H26V119L24 118L21 120L20 119V111L13 113L11 116L8 115L9 117L8 116H7L8 118L6 117L7 118L5 120L6 122H0V154H1L0 155V236H3L2 232L6 228L10 229L11 232L15 233L17 236L20 235L22 232L27 233V238H26V240H24V243L27 242L28 247L30 245H32L33 243H36V242L40 243L39 245H37V247L35 246L36 251L32 252V253H35L36 255L38 254L40 256L43 255L42 252L45 249L49 248V250H51L53 252V249L56 250V248H55L56 246H58L57 248L59 249V246L62 245V243L64 245L63 247H65V245L68 244V246H66L68 249H66V247H65L66 251H64V249H63L62 251H64V253L60 254L61 255L60 257L63 259V262L65 264H95L97 257H94V253L92 252L91 248L94 246L95 243H98V244H101V246H104L103 247L104 248V255H103L104 261L102 262V264H130V262H125L124 260H123L124 263H119L114 259L115 255L117 256L121 252L124 254L126 253V251L128 252L126 247H124V248L120 247L121 249L120 248L119 249L109 248V246L111 244V240L113 238V234L111 232L113 230H119V229H122L123 227H126L123 229L130 230V233H129V235H122L120 237L119 243H121V241H123V242L128 243L129 247L132 246L134 248V251L131 254H134L133 257L135 259H137V258L143 259L145 256H148L153 261V264H178L175 260L176 257L181 259L179 264H185L186 258H188V260L191 262V264H264V236H260L259 234H258L259 236L254 235V233H253L259 226H261V229L264 233V211H260L261 209L255 208V210L253 212L252 211L253 208L247 207L245 210V213L243 214L241 211V207L240 208L237 207L236 213L234 215L230 216V218H229L230 221L229 220L227 221L228 226L224 225V229H222L220 231V234L225 233L222 236L228 235V237L231 234H237V236L239 235V237L242 236L241 237L242 239L240 242H237L234 244V248H236L235 253H234V250H231V249L225 251V254L222 253L221 250H219V248H221L224 245L222 243H219L220 241L218 239H219L220 235H217V234L211 232L207 223H208V221H211L213 218H216V214L211 210V207H213L217 203V201L219 200L220 195L222 194L223 190L226 188L228 189L229 184L228 183H223V184L222 183H212L214 180L211 182L212 184H210V185L208 183L196 184L194 182V179L198 178L199 176L196 173L198 171L196 169H194L195 166L194 165L193 166L183 165L180 162L179 155H178V152H181L183 154H190L192 156V158L194 159V161L196 162L195 164L199 163V161L202 159L200 148H201V143H202V137H203V134L205 133L206 134V141L208 142L207 146H209L213 149V152L210 154L205 155L203 153L205 155V157L203 158V160L201 162L203 163V170L206 174L212 173V172L217 171V170L220 171V169L218 168L219 167V161H220V158H218V155L221 152H227V157L224 159L226 164H225L224 168L222 167L223 170L220 171L221 172L220 175L225 176V174H227V175L228 174H235L238 177L241 175L243 167L238 169L239 166L237 163V159L235 160L233 157V153H231L232 151H234L232 149V147H234V146L229 147L226 144H223V142H222L223 140L238 141V142L243 143L244 145L251 146V150L249 152L252 155V157L257 158V159L259 158V161H262L264 159V81ZM232 81H235V80L232 79L231 82ZM243 81H247V80H243ZM222 82L223 81H221V83ZM56 83L60 84L61 86L63 85L61 82L59 83L58 81H56ZM151 84H152V82H151ZM172 84H173V82H172ZM156 85L157 84H155V86ZM152 86H153V84H152ZM152 86H151V88H152ZM75 88H78L82 95L87 92L83 86H81V87L76 86ZM151 88H150V90H148L149 89L148 88L147 92H145L146 93L145 95L148 96V98L154 92V88H152V89ZM246 88H247V86H246ZM167 89H168V87H167ZM169 89H168L169 91L177 92L176 90H172L171 87ZM236 93H237V91H236ZM35 96L48 97L51 99V103H53V104L57 103V101H58L56 96L53 94V89L48 87V86L43 87L42 92L35 95ZM161 96H162V94H161ZM151 98L153 99V97H151ZM140 99H142V98H140ZM154 99H155V97H154ZM39 101H40V99H39ZM42 102H44V101H42ZM124 104L125 103H123V105ZM78 105H84V104L82 102H80V104L78 103ZM92 105H94V104H92ZM121 105L119 104L120 107H118V110L119 109L122 110ZM113 106H112V108H113ZM127 106L128 105L126 104V107ZM132 106H133V104L131 105V107ZM80 107L82 109L83 108L86 109V106L85 107L80 106ZM116 107H114L113 109H115ZM47 108H48V106H47ZM90 109H88V111ZM108 109H109V107L107 108V110ZM92 110H93V107H92L91 111ZM23 111H24V108H23ZM23 111H22V113H24ZM53 111H54V109H53ZM204 111H205V113H204ZM45 112H47V109L45 110ZM45 112H42V113L44 114ZM48 112H50V109L48 110ZM73 112H75V111H73ZM76 112H77V110H76ZM42 113H41V115H43ZM39 114L40 113L38 112L35 119H37L38 117H41V115H39ZM45 114H47V113H45ZM255 114H258V115L254 116ZM61 115H60V117H61ZM146 116H148V117H146ZM43 117L44 116H42V120L45 119V118L43 119ZM45 117H47V115H45ZM64 117H63V119H66V121H67L68 117L67 118L66 117L64 118ZM92 117H93V115H92ZM32 118L33 117H31V119ZM55 118H57V119H55ZM128 118L125 117V121ZM4 119H3V121H4ZM63 119H62V121H64ZM115 119H116L115 120L116 126L118 123L120 124L123 122L122 121L123 118L121 119V122H119L120 117L118 119V116H116ZM42 120L40 118L37 121L42 122ZM171 120H172V118H171ZM49 121L50 120H48L47 122L49 123ZM33 123H35V122H33ZM44 123H46V122H43L42 126H44ZM48 123H46V124H48ZM130 123H128V125H127L128 129L131 128L129 126ZM92 124H93V127H92ZM121 125H122V129H123V127L126 124L124 122V126H123V123ZM90 126L92 127L91 129L94 132H96L94 134L101 137L100 141H98V142L92 141L91 137L86 135V133H89L86 131L88 130V128H90ZM125 128H127V127H125ZM132 129H130L128 131L131 132ZM22 130H24V129H22ZM92 130H91V132H92ZM114 131H118V130H114ZM119 131H121V130H119ZM124 131H126V130H124ZM150 132L151 131H149V133ZM123 134H124V132H123ZM144 134H147V131ZM151 134H152V132H151ZM147 135L145 136L146 138L144 137L145 140H144V138L141 139V137H140L141 141L140 140L138 141L139 144L142 141H147V137L151 136L149 134H147ZM156 135H157V133H156ZM16 136L20 137L22 139V145L19 148L13 149L11 151L9 149L10 144L13 142V140ZM142 137H143V135H142ZM149 138H148V140H149ZM120 139H119V141H120ZM212 139L215 140L214 142L216 144L214 142L212 143ZM53 140H55L60 145H62L63 148L59 147V146H51L50 144H51V141H53ZM158 140H159V138H158ZM122 141H123V139H122ZM194 141H198V146H196L194 149H190V145ZM69 142L70 143L72 142L74 144L75 143H81V147H78L79 149L77 148L76 150L72 151L71 154H66V151L69 149V146H70ZM130 142H128V143H130ZM149 142H150V140H149ZM161 142L158 144H161ZM132 144H133V142H132ZM144 144L145 143L143 142V145ZM146 145H148V143ZM106 146H107V150H106ZM120 147L122 148V146H120ZM148 147H150V146H148ZM121 148L117 149L116 155L121 154L122 151L118 152V150H121ZM28 149H30L31 151H33V149H34V152L36 150L38 157L40 158V160H37L36 163L33 162V163H35V165L33 167H32V165L29 167H25V166L23 167V161H22L23 157L22 156L26 153V151ZM122 150H123V148H122ZM142 152H143V150L135 147L133 149V152L129 153V155L130 156H133L135 154L141 155ZM10 154H11V156H10ZM167 154H168L169 158H171L175 163V164H173V168L178 169V172H177L178 177L174 176L175 178H178V180L176 181V179L174 178L175 182L173 181L174 180L173 174L172 175H165L164 170L159 168V166L157 165L159 158L160 157L161 158L166 157L165 155H167ZM4 155H8V156L6 157ZM19 157H21V159L19 161H17L16 165H13V166L14 167H21V168L23 167L24 173H26L25 175H27V176L34 175L36 177H47L48 179H50L49 186L43 185L42 181H38L35 178L33 181H30V179L27 181L29 183L28 186L30 187L29 193L32 196V200H30V201L24 200L25 199L24 194H23L24 191L22 190V188L20 189V188L15 187L12 190L7 191L6 193H4V191H3L4 189H6V186H7V183L4 184L6 178L9 179L11 177V179H13V181L16 180L15 178H18V176H16L17 172L16 173L12 172L11 174H9V176H7L8 174H6V173L11 171L10 170L11 165L14 163V160L19 158ZM31 157L32 156H30L28 159H31ZM104 157H105V155L102 158H104ZM109 159H107V160H109ZM126 161H130V160H126ZM248 164L253 165V164H256V162H252V160H249ZM50 166L56 168L54 171H58L59 167L62 168L63 173H65V178L68 182L69 187L71 186L74 190H76L77 188L78 189L83 188V190L85 189L86 195H84V197H83V195H80L82 198H79L77 195L80 194V192H82V191H80L79 193H77V191L75 193L69 192V194H68V192H66L67 190L65 191V187L62 186L60 178H58L56 180L52 179V177L54 178L55 175H52L53 172L49 169ZM82 167L84 168V166H82ZM59 171H60V169H59ZM76 172L78 173V171H75V173ZM79 172H81V170H79ZM79 175H77V176H79ZM86 176H89V175H86ZM86 176H84L85 179H86ZM81 177L82 176H80V178ZM167 177L169 178V180L172 179L171 184H170ZM256 177H257V174L255 175V174L251 173L249 175V178L246 180V182L248 184H250ZM167 180L169 183H167ZM218 180H220V179H218ZM91 182H92V179H91ZM106 183H108V181ZM110 183L111 182L109 181V184ZM23 185H24V183H23ZM87 185L89 186L88 189H86ZM95 185H97V186L100 185V187H98V189H101V190L98 194H96L97 192L96 193H94V191L92 192V190H94V189H91V188ZM18 186L20 187V185H18ZM24 187H25V185H24ZM151 188H152V186H151ZM202 189H208L209 191H206L207 193H204V192H202ZM119 191H120V189H119ZM123 191H121V192H123ZM232 192H234V191H232ZM66 193L68 196L65 195ZM125 193H124V195H126ZM61 194L65 195L66 196L65 198H68V202H69V200L74 201V202H69L70 204L72 203L71 204L72 206L73 205L75 207L77 205L78 206L76 208H74L71 205L67 204L68 203L67 202V203L60 205L57 208L56 206H58L62 201L65 202V198H64V200H61V197H63V196H60ZM58 195L60 198L58 197ZM123 197L125 198V196H123ZM249 197H250V195L245 197V199L244 198L243 199L244 200L247 199L249 201V199L251 198V197L250 198ZM74 198H75V200H74ZM211 199H213L212 204L209 203L210 202L209 200H211ZM112 200H114L113 197H112ZM163 200H164V198H163ZM75 201H78L79 203L75 202ZM103 202H102V204H103ZM156 202H158V201H156ZM19 203H24V205L28 206V209H26L27 214H25V210L23 212L22 211L20 212L19 209L18 210L15 209V207L17 206V204L19 205ZM92 203H93V205H92ZM112 203H113V201H112ZM105 205H106V203H105ZM38 206H39V209H38ZM91 206H94V208L92 209ZM109 206H110V204H109ZM103 207L101 208V210L103 209ZM112 207L113 206L111 205V208ZM226 207H228L227 204H226ZM14 210L16 213H14ZM256 211H257V213H256ZM97 212L99 213V211H96V213ZM11 213L14 215V217H16V219L18 221V225H17V223H15L16 224L15 226L14 225L8 226L9 222L6 221L8 219H5V218L7 215H12ZM45 213H47V214H45ZM105 214L103 212H101L99 215L102 217ZM75 216L82 221V222L80 221V223H84V222L87 223V225L86 224L84 225L87 228L82 229L83 231L80 230V232L81 233L83 232V234H80V232L77 230L81 227L80 224H76V223L72 224L73 218H75ZM243 216H245L246 219H243ZM60 219L64 220V221L60 222L61 224L58 222ZM33 220H34V223H33V225L32 224L31 225H32V227L33 226L34 227H33V229L30 230V228L28 229L27 224H30ZM29 221H31V222H29ZM88 221H89V223H88ZM170 221H173V223ZM188 222L191 223L193 226H194V224L196 225L194 227L195 237H193L192 240H187V236L189 234L188 231L182 230L181 231L182 234H177L178 232H176V229H178V228L181 229L182 226H184ZM243 222L246 225L242 226V227H244V228L246 227V229H245L246 231H244V234H241L239 227L241 225H243L242 224ZM222 223H224V221L219 222V224H222ZM200 224L206 225L205 227L208 230V233L210 235L208 237H209V239H211L210 241H212V242H210L209 247L202 246V248H201V246H200L198 248V246H197V245H199V243H198V240L197 241L195 240L196 237L198 239V236L201 237V235L204 234V233L202 234L203 231L202 232L199 231L198 226ZM57 225H60V226L57 227ZM72 225L74 226V228ZM229 225H231V226H229ZM69 226H71V227H69ZM68 227L72 228V230H75L74 233L76 236L71 233V231L69 230ZM85 227H82V228H85ZM161 229L163 230V232H161ZM110 230H112V231H110ZM77 231L79 232V234L81 236H79V234L77 235V233H78ZM96 235L103 236L105 239H107V242H101L98 239L94 238ZM134 235L140 236V238H141L140 242L135 241L132 238V236H134ZM62 236H64L65 238L67 237V238L64 239V237L62 238ZM77 236H78V238H77ZM179 236H184V237L179 238ZM6 237H7V235H6ZM43 238H45L46 241ZM62 239H64L65 241ZM10 240L12 242V246L10 245L11 246L10 249L5 248V247L0 245V264H22V262H21L22 260L20 259V256L24 253L25 254L27 253L26 256H28V254H29L30 255L29 257H31V258L34 256V255L31 256L32 254L28 253L29 251L31 252V249H33L34 246H33V248L29 249L26 246H22L24 243L22 245L21 244L18 245L17 241L23 242V239H20V237H17V239H15V240H13V239H10ZM47 240L48 241L51 240V241L47 242ZM230 240H232V239H230ZM61 241H62V243H59ZM64 242H65V244H64ZM45 243L48 246L45 247L43 245ZM53 243H55V244L57 243L60 245L54 246L55 244H53ZM143 244L145 245L144 248H143ZM71 245H73V246L70 247ZM200 245H201V243H200ZM154 246H156L157 249H155ZM25 248H27V251ZM241 248H246L247 253L239 254L237 251ZM7 249L11 250V254L8 257L5 255V251ZM109 249H111V250H109ZM108 251H111L110 255L109 254L107 255L106 252H108ZM167 255L171 256V257L169 259H167L166 258V257H168ZM40 256H39V258H37V256L35 258V256H34L32 259H35V260H32V264H55L53 262V260L56 256H54V257H51L50 255H49V257L48 256L46 257L45 255H43V257H40ZM31 258L28 260L30 261ZM62 259H61V261H62Z\"/></svg>",
    "mask_w": 264,
    "mask_h": 264
}]
</instances>
